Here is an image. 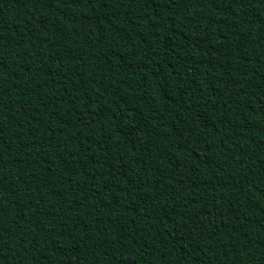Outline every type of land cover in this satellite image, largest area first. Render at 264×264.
<instances>
[{
    "label": "trees",
    "instance_id": "trees-1",
    "mask_svg": "<svg viewBox=\"0 0 264 264\" xmlns=\"http://www.w3.org/2000/svg\"><path fill=\"white\" fill-rule=\"evenodd\" d=\"M0 264H264V0H0Z\"/></svg>",
    "mask_w": 264,
    "mask_h": 264
}]
</instances>
